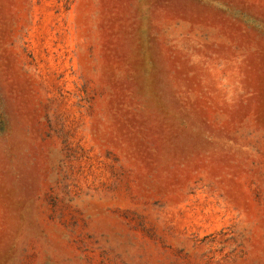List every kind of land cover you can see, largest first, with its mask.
<instances>
[{
    "label": "rangeland",
    "instance_id": "374dc122",
    "mask_svg": "<svg viewBox=\"0 0 264 264\" xmlns=\"http://www.w3.org/2000/svg\"><path fill=\"white\" fill-rule=\"evenodd\" d=\"M0 264H264V0H0Z\"/></svg>",
    "mask_w": 264,
    "mask_h": 264
}]
</instances>
